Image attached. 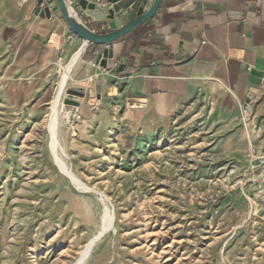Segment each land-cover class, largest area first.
<instances>
[{
  "label": "rangeland",
  "instance_id": "rangeland-1",
  "mask_svg": "<svg viewBox=\"0 0 264 264\" xmlns=\"http://www.w3.org/2000/svg\"><path fill=\"white\" fill-rule=\"evenodd\" d=\"M74 55L51 101L13 105L0 84V264H264L247 165L217 161L185 126L81 127L59 85Z\"/></svg>",
  "mask_w": 264,
  "mask_h": 264
},
{
  "label": "crops",
  "instance_id": "crops-1",
  "mask_svg": "<svg viewBox=\"0 0 264 264\" xmlns=\"http://www.w3.org/2000/svg\"><path fill=\"white\" fill-rule=\"evenodd\" d=\"M49 1L0 0V84L11 87L13 105L34 93L51 101L76 53L59 85L80 91L81 127L131 130L135 120L136 130L161 138L185 126L196 146L238 165L264 146V71L255 68L264 62V0H164L143 27L102 47L72 34ZM84 1L97 12L112 9ZM79 11L92 30L110 32Z\"/></svg>",
  "mask_w": 264,
  "mask_h": 264
},
{
  "label": "water",
  "instance_id": "water-1",
  "mask_svg": "<svg viewBox=\"0 0 264 264\" xmlns=\"http://www.w3.org/2000/svg\"><path fill=\"white\" fill-rule=\"evenodd\" d=\"M106 1L112 6L107 12L95 11V3H88L79 0H50L49 9L60 11L70 32L84 40L87 44L96 46H109L115 43L135 30L141 28L150 21L158 11L164 0H99ZM123 4V5H122ZM87 12V15L109 27L110 32L99 34L85 24V21L79 11ZM105 58H113V52L109 49L104 51ZM256 70L264 71V62L259 61ZM257 74V73H254ZM81 94L76 88L69 89L65 104L77 107L79 105Z\"/></svg>",
  "mask_w": 264,
  "mask_h": 264
},
{
  "label": "built area",
  "instance_id": "built-area-1",
  "mask_svg": "<svg viewBox=\"0 0 264 264\" xmlns=\"http://www.w3.org/2000/svg\"><path fill=\"white\" fill-rule=\"evenodd\" d=\"M250 118L249 111H243L244 121ZM241 177L250 189V206L252 209L264 210V146H253L248 155V162Z\"/></svg>",
  "mask_w": 264,
  "mask_h": 264
},
{
  "label": "bare ground",
  "instance_id": "bare-ground-1",
  "mask_svg": "<svg viewBox=\"0 0 264 264\" xmlns=\"http://www.w3.org/2000/svg\"><path fill=\"white\" fill-rule=\"evenodd\" d=\"M70 116H71V113H69V114L66 115L67 118H70Z\"/></svg>",
  "mask_w": 264,
  "mask_h": 264
}]
</instances>
